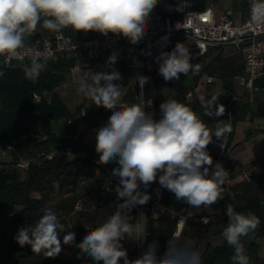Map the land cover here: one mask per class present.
<instances>
[{"label":"clouds","instance_id":"9594fccd","mask_svg":"<svg viewBox=\"0 0 264 264\" xmlns=\"http://www.w3.org/2000/svg\"><path fill=\"white\" fill-rule=\"evenodd\" d=\"M160 0H0V57L10 65L14 59L22 60L25 37L36 32L38 26L61 32L71 28L76 32H98L122 36L132 44L139 43L146 34L151 13ZM183 5H177L180 10ZM252 20L264 24V0H253ZM32 53L30 63L23 64L25 79L35 80L44 69L42 53ZM158 74L165 81L179 80L181 75L195 74L200 65L191 62L192 54L185 43L177 42L171 52H161L156 58ZM117 54L108 57L107 64H115ZM0 75H3L0 72ZM141 87L147 77H139ZM118 71L85 73L77 81V91L92 101L97 108L111 112L106 123L94 130L98 163H114L112 176L117 178L114 192L118 203L111 216L94 229L87 231L75 246L94 264H202L200 253L180 235L165 241L161 251L159 240L147 243V230L143 219L132 223L130 213L146 205L151 197L148 189L172 193L177 201L190 208L210 207L222 199L223 185L229 173L220 162L213 161L208 145L213 136L221 140L231 132L229 125L219 121L209 127L189 106L167 98L159 105V119L144 110L143 102L129 104L123 101L127 89L121 84ZM207 116H223L225 108L213 96L201 97ZM113 190L111 188L107 189ZM228 223L222 237L234 249L232 264H249L242 238L254 233L260 225L253 213L237 212L232 205L226 207ZM155 215V214H154ZM61 233L63 240L61 241ZM74 231H66L57 214L45 208L34 225L21 226L15 241L28 245L32 252L55 257L62 244L75 243ZM136 242L143 251L130 259L124 241ZM146 244V247H145Z\"/></svg>","mask_w":264,"mask_h":264},{"label":"crops","instance_id":"0c3cea01","mask_svg":"<svg viewBox=\"0 0 264 264\" xmlns=\"http://www.w3.org/2000/svg\"><path fill=\"white\" fill-rule=\"evenodd\" d=\"M180 0H160L151 13L147 23L144 38L137 43L138 46L149 44L156 38L154 20L166 15L174 16V5ZM189 9L201 10L208 7L213 9L216 18H220L226 10H232V16L237 23H241L247 17V0H184ZM72 34L78 35L71 28ZM93 34H100L91 31ZM52 31L38 26L36 32L29 36L25 43L33 42L40 36H45ZM177 42L185 43L189 48L191 62L199 64L197 73L181 75L179 80L165 81L158 74V68H142L141 71L132 63H120L115 67L106 64L105 60H88L83 56L79 58L82 64V75L93 72L118 71L121 74V83L127 93L123 101L129 104L143 102L144 110L153 114L159 119V105L167 98L175 99L186 106H189L209 127L221 121L231 127V132L220 141L226 140L225 158L235 166V172L231 179H227L223 185L222 199L210 207L194 208V214L188 218L180 236L201 255L202 264H232L231 257L234 249L228 245V249L219 252L218 249L227 244L221 233L227 226L228 218L225 214L226 207L230 204L237 212L255 213L260 219V225L254 233L242 238L249 257V264H264V74L257 78L255 87L247 90L238 79V75L245 72V55L233 45L224 47H210L204 54L196 47L195 39L186 34H177L170 41L172 50ZM76 62V58L70 54L60 56L47 61L44 69L52 70L58 74H65L66 82L57 86L55 92L61 97L68 108L69 117L54 119L51 122L53 136L60 138L73 137L82 145L96 146L94 130L106 123L111 115L110 111L96 105L77 91V82L71 80L69 67ZM147 77L148 82L144 86L146 92H141L139 77ZM213 78L209 81V78ZM44 98L51 99L53 92L42 91ZM189 93L191 95L189 96ZM217 97V103L225 108L223 116H207L202 105L201 97L205 100ZM228 100L233 101L231 116L228 112ZM40 139H48L50 135L45 133L46 129L38 128ZM41 134L42 137L40 136ZM214 139H216L213 136ZM217 140V139H216ZM8 149L16 160L20 156L30 154L54 153L61 156L63 162L55 164L52 172L43 183L42 188L33 189L31 197L39 201V212L43 215L45 208H51L58 216L60 222L65 226L66 231H74L78 236L79 243L87 234V231L94 229L105 222L115 210L113 200L103 192L105 170L91 161H77L79 157L87 156L85 151H62L59 150L53 141L42 145L37 150L22 151L21 149ZM209 154L213 160H217L222 149L214 144L208 145ZM35 152V153H34ZM47 158L38 159L32 168L37 164L47 161ZM8 162L6 160H0ZM9 161V162H11ZM249 170L251 179H246L242 170ZM32 170V169H31ZM29 172H19L21 179H28ZM159 187L154 183L148 189L151 193V200L160 201L177 212H184L189 206L177 201L172 193L161 189L159 196L155 189ZM18 205V209L24 208ZM132 223L139 221L136 212L130 213ZM208 216L209 222L204 223L203 217ZM5 223L11 225V230L0 231V235H13L17 225L13 217H9ZM35 223H30L29 226ZM147 243L152 240H159L161 251L165 241L175 234L177 218L164 216L154 219L148 216L146 219ZM61 233L60 239L63 240ZM128 250L130 259H136L139 254V246L136 242L126 240L123 242ZM146 247V244H145ZM6 252L8 260L6 264H94V262L80 253L76 247L62 244V251L55 257H46L42 253L32 252L30 246L21 249H7L0 246V253ZM0 264H4L0 257Z\"/></svg>","mask_w":264,"mask_h":264},{"label":"built area","instance_id":"2783aa9c","mask_svg":"<svg viewBox=\"0 0 264 264\" xmlns=\"http://www.w3.org/2000/svg\"><path fill=\"white\" fill-rule=\"evenodd\" d=\"M182 4L180 10L177 5ZM253 0H247L248 13L245 20L237 23L233 16L232 10L228 9L220 18H216L211 7L196 10L189 9L184 0L178 1L174 5L175 15H166L158 17L154 20L156 38L149 44L138 46L132 44L128 39L113 35L109 33L107 36L101 34H93L91 31L85 33L81 32L78 35L66 32L62 29L61 32H53L45 36H40L33 42L25 43V49L20 50L23 57L22 60L14 59L10 65L3 64V57H0V69L2 68H21L23 64L30 63V56L32 53L28 49H34L36 52L42 53L40 60L44 64L47 61L56 59L60 56L70 54L76 58V62L69 67L71 80L77 82L82 75V64L79 60L82 56L88 60H105L106 64L108 57L113 53L117 54V61L111 67H115L120 63L129 64L132 62L139 71L142 68L152 69L159 67L157 57L161 52H171L170 41L177 34H186L192 36L196 41V47L200 53L204 54L210 47H224L233 45L240 49L245 55V72L238 75L240 84L247 90H252L255 87L257 78L264 74V24L257 25L252 20L251 6ZM213 78H209L212 81ZM143 94L144 85L141 87ZM191 93H189V96ZM34 100L41 102L44 94L40 91H35ZM142 100L143 95H142ZM233 101H230L228 112L231 116V108ZM230 133H227L228 136ZM212 143L218 145L221 149V155L215 162H220L225 170L229 173L228 179H231L235 172V166L230 164L225 158L226 140L220 141L213 138ZM54 153H40L36 156H20L14 163L13 167L18 172H29L35 162L40 158L52 159ZM99 157H93V161L97 165L104 167V183L103 192L109 196L113 203H118L114 192L115 185L118 183L117 178L112 176V169L116 166L114 163L102 165L98 163ZM3 164L0 161V170ZM242 174L246 179H251L249 170L244 168ZM113 189L111 191L107 189ZM136 212L139 215V221L144 216H151L154 219H159L164 216H171L177 218V226L175 234L180 235L184 224L190 218L195 210L188 207L184 212H177L170 206L156 200L149 201L146 205L138 206L132 210L131 213ZM155 214V215H154ZM204 223L209 222V217L204 216ZM146 224V220L144 221ZM79 244L78 236L76 235L75 243L69 244L71 247L76 248ZM143 248L139 246V254Z\"/></svg>","mask_w":264,"mask_h":264},{"label":"trees","instance_id":"16d2710c","mask_svg":"<svg viewBox=\"0 0 264 264\" xmlns=\"http://www.w3.org/2000/svg\"><path fill=\"white\" fill-rule=\"evenodd\" d=\"M65 31L71 33L69 30ZM28 38L29 36H26L25 41ZM0 72L3 73L0 75V147L29 152L53 141L55 146L64 152L74 150L87 153V156L79 157L77 161H91L90 157L98 156L96 146L82 145L73 137L60 138L52 135V120L69 117L67 106L55 92L57 86L66 82L65 74L43 69L38 78L28 80L24 77L22 67L2 68ZM45 90L53 92L51 99L43 98L41 102H36L34 92ZM39 127L46 129L45 133L50 135L48 139H40L37 136ZM46 160L30 169L31 175L28 179H21L20 173L14 169L15 160L1 161L3 168L0 170V223L13 217L17 228L13 235H0V246L14 250L17 247L20 250L28 247V245L21 247L14 237L21 226H29L41 216L39 201L33 199L30 193L33 189L42 188L44 181L53 174L55 164L63 162L58 155ZM18 205L25 207L18 209ZM227 249L228 244L218 251L223 252Z\"/></svg>","mask_w":264,"mask_h":264},{"label":"rangeland","instance_id":"374dc122","mask_svg":"<svg viewBox=\"0 0 264 264\" xmlns=\"http://www.w3.org/2000/svg\"><path fill=\"white\" fill-rule=\"evenodd\" d=\"M37 132L39 133L40 131L38 130ZM23 156H25V155H23ZM30 156H36V154H30ZM12 159H13V156L11 155L10 151L8 149H4L3 147H0V160H6L9 162ZM10 230H11L10 224H7L5 222L0 223V231H8L9 232ZM0 257H1V260L3 261V263L6 264L7 260H8L7 253L2 251L0 253Z\"/></svg>","mask_w":264,"mask_h":264}]
</instances>
